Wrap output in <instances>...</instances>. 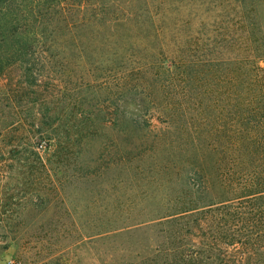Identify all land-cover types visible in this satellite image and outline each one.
Listing matches in <instances>:
<instances>
[{"label": "trees", "instance_id": "obj_1", "mask_svg": "<svg viewBox=\"0 0 264 264\" xmlns=\"http://www.w3.org/2000/svg\"><path fill=\"white\" fill-rule=\"evenodd\" d=\"M209 1L31 0L30 8L20 5L0 17V42L10 45L0 51V70L17 60L26 62L30 83L38 86L40 70H32L29 57L41 44L62 42L78 48L77 53L87 45L92 47L87 53L101 60L126 55L130 68L122 89L139 108L147 109L149 102L167 123L175 120L178 204L173 213L114 230L144 222L163 225L126 264H264V40L253 15L256 3L264 0L246 4L250 21L244 36H238L232 15L235 4L244 0H211L218 10L212 39L205 19ZM256 71L261 72L260 88L253 89ZM174 87L175 102L168 98ZM137 93L139 98L133 96ZM174 103L175 113L167 106ZM2 121L1 142L22 145L16 133L20 122ZM52 131L47 125L31 133L28 156L14 148L0 158V184L13 181L7 174L11 170L27 175L16 176L22 185L43 183L32 176L54 163L51 157L62 143L57 137L45 160L36 148L52 138ZM20 199L25 207L26 196Z\"/></svg>", "mask_w": 264, "mask_h": 264}, {"label": "rangeland", "instance_id": "obj_2", "mask_svg": "<svg viewBox=\"0 0 264 264\" xmlns=\"http://www.w3.org/2000/svg\"><path fill=\"white\" fill-rule=\"evenodd\" d=\"M5 1L0 17L20 5L30 8L31 0ZM246 4L252 1L237 2L232 14L238 36H244L250 21ZM208 5L205 19L212 39L218 10L213 1ZM253 15L264 40V2L256 3ZM61 43L41 44L33 59L29 57L32 70H40L38 86L30 83L26 62L17 60L0 70V123L1 117L3 124L18 120L22 129L16 133L23 140L20 146L0 140L1 160L14 148L28 156L29 136L47 125H52V138L42 139L36 148L43 159L53 153L57 137L62 143L58 155L51 157L54 163L32 176L43 181L39 187L20 184L17 178L27 175L12 170L7 174L13 181L0 184V264H126L163 225L144 222L122 232L116 229L173 213L178 204L175 120L167 123L149 102L143 107L147 109L139 108L122 89L130 68L126 55L101 60L87 53L92 47L85 45L77 53L78 48ZM3 47L10 45L0 42V51ZM260 75L256 71L253 89L260 88ZM168 95L175 102V87ZM167 106L175 113V103ZM104 232L109 235L101 236Z\"/></svg>", "mask_w": 264, "mask_h": 264}]
</instances>
